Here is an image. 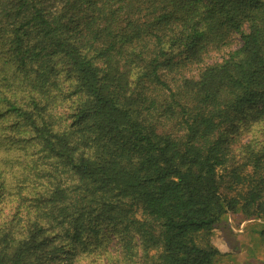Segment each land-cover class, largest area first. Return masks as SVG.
Returning <instances> with one entry per match:
<instances>
[{"label": "trees", "instance_id": "trees-1", "mask_svg": "<svg viewBox=\"0 0 264 264\" xmlns=\"http://www.w3.org/2000/svg\"><path fill=\"white\" fill-rule=\"evenodd\" d=\"M0 48V264H223L264 222V0H0Z\"/></svg>", "mask_w": 264, "mask_h": 264}, {"label": "rangeland", "instance_id": "rangeland-1", "mask_svg": "<svg viewBox=\"0 0 264 264\" xmlns=\"http://www.w3.org/2000/svg\"><path fill=\"white\" fill-rule=\"evenodd\" d=\"M238 45L239 39L236 37L230 48L233 49ZM227 50L221 48L213 51L209 54V57L212 60L218 59ZM11 206L12 202L10 200H4L0 204V214L7 213L8 210H11ZM210 238L220 252L229 253L221 259L223 264H264L263 221L242 220L240 217L227 215L212 230ZM90 264H104V261L96 260Z\"/></svg>", "mask_w": 264, "mask_h": 264}]
</instances>
